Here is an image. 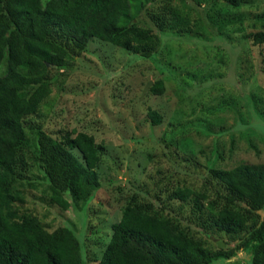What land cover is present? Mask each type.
I'll return each mask as SVG.
<instances>
[{
    "label": "rangeland",
    "instance_id": "rangeland-1",
    "mask_svg": "<svg viewBox=\"0 0 264 264\" xmlns=\"http://www.w3.org/2000/svg\"><path fill=\"white\" fill-rule=\"evenodd\" d=\"M43 1H51L55 11L63 8L57 0ZM72 1L67 7L75 6ZM242 1L245 6L234 14L245 19L222 28V36L214 26L202 36L168 40L156 61L93 40L72 69L58 77L39 114L28 118L29 128L41 126L54 138L75 130L73 137L85 132L103 147L97 169L101 187L90 201L75 202L65 195L68 210L43 202L52 192L37 167L29 172L33 186L24 187L28 210L50 231L72 227L89 264H98L113 226L135 196L177 216L213 250H230L245 239L247 233L233 238L203 224L209 215L199 217L194 198L187 203L169 199L177 189H190L207 195L204 206L209 201L223 204L226 191L212 169L264 165V43L254 45L246 38L264 32V0ZM172 3L192 20L209 24L211 0ZM157 81L165 85L160 96L151 93ZM150 110L159 112L161 124L153 125ZM259 215L264 219V211ZM252 258L241 250L214 264H251Z\"/></svg>",
    "mask_w": 264,
    "mask_h": 264
},
{
    "label": "trees",
    "instance_id": "trees-1",
    "mask_svg": "<svg viewBox=\"0 0 264 264\" xmlns=\"http://www.w3.org/2000/svg\"><path fill=\"white\" fill-rule=\"evenodd\" d=\"M211 1L209 24H204L172 0H76L71 8L68 0H57L60 11L51 1L0 0V264H89L72 227L50 231L26 207L24 187L33 186L29 172L35 167L52 192L50 199L41 200L62 210L71 206L65 195L86 203L101 187L97 169L103 147L94 136L80 132L73 137L74 130L54 138L41 126L29 128L28 118L39 114L58 77L72 69L93 40L156 61L168 40L202 36L214 26L223 35L222 28L245 19L234 14L245 6L242 0H224L222 7L221 0ZM246 38L260 45L264 32ZM164 92L163 81L151 88L155 95ZM148 116L153 125L162 123L158 111L150 110ZM211 174L224 186L223 204L209 201L204 206L207 195L190 189H177L169 199L187 203L194 198L199 217L209 215L203 224L233 238L247 233L241 244L213 250L177 216L135 196L113 226L98 264H214L241 250L252 255L251 264H264V219L259 215L264 211V165L240 164Z\"/></svg>",
    "mask_w": 264,
    "mask_h": 264
},
{
    "label": "water",
    "instance_id": "water-1",
    "mask_svg": "<svg viewBox=\"0 0 264 264\" xmlns=\"http://www.w3.org/2000/svg\"><path fill=\"white\" fill-rule=\"evenodd\" d=\"M150 86H151V84H149V85L146 87L145 92L148 91V89H149Z\"/></svg>",
    "mask_w": 264,
    "mask_h": 264
}]
</instances>
